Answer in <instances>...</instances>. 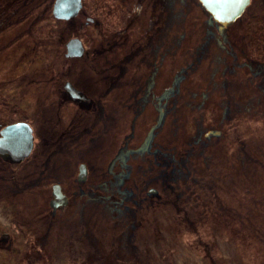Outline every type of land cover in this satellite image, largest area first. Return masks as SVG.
Segmentation results:
<instances>
[{"label":"flooded vegetation","instance_id":"af4514ba","mask_svg":"<svg viewBox=\"0 0 264 264\" xmlns=\"http://www.w3.org/2000/svg\"><path fill=\"white\" fill-rule=\"evenodd\" d=\"M55 1L0 0L2 13H10L0 17V50L15 44L18 53L8 58H19L9 67L3 64L7 80L0 85L12 89L16 83L19 99L30 95L28 106L33 105L31 117L25 116L28 122H0V132L24 123L33 138L31 152L21 162L0 155V201H5L0 202V264H152L146 242L151 210L166 212L171 205L179 213L191 200L187 206H200L194 175L204 174L197 173L201 166L195 167L196 160L210 169L215 156H223L230 171H236L251 157L247 145L235 149L233 139L223 145L225 152L217 144L225 135L212 126L215 118L207 112L210 99L204 90L208 83L217 85L213 93L225 107L219 112L223 122L216 123L229 131L242 129L239 124L248 115H260L264 122V50L257 59L252 54L251 46L256 50L257 45L252 44L253 28L244 36L235 34L247 37L243 49L231 35L237 20L258 19L264 47V0H249L237 20L227 24L217 22L198 0L205 19L185 49L186 26L191 30L194 23L180 9L167 12L168 0H152L144 19H139L144 0H114L97 16L81 0L69 20L54 17ZM135 1L138 12L131 18L126 4L131 9ZM252 3L255 11L247 12ZM31 5L40 9L33 11ZM120 10L128 16L121 17ZM110 11L117 14V29L111 33L105 23ZM47 14L65 24V37L53 39L63 61L55 60L59 53L54 45V64L45 68L36 53L26 50L34 52L35 32ZM23 32L29 35L26 41ZM71 40L81 45L78 57L68 56ZM243 74L245 84L237 86ZM200 82L203 90H194ZM232 85L245 86L250 98L246 95L236 105L229 96ZM108 100L114 101L112 107ZM207 114L211 119L205 123ZM123 115L130 123L121 139ZM171 119L176 131L168 141L162 132ZM189 123L193 130L187 135Z\"/></svg>","mask_w":264,"mask_h":264},{"label":"rangeland","instance_id":"374dc122","mask_svg":"<svg viewBox=\"0 0 264 264\" xmlns=\"http://www.w3.org/2000/svg\"><path fill=\"white\" fill-rule=\"evenodd\" d=\"M179 1H181V5ZM83 2L85 10L91 12L93 16H97L102 11L103 6L107 7L109 5L108 7L111 8L115 1L83 0ZM152 2V0H144L143 5L146 7L145 13L140 15L139 19H144L145 15L149 12V7ZM196 3L200 5L198 0H168L169 8L167 12L170 10L178 12L180 9V11L184 12L194 23L191 30L189 26H186L185 33L187 44L191 38L193 39V37H195L201 23L205 19L204 10L202 11L201 5V8L198 10ZM37 6L38 5H31V7H35L33 11L40 9ZM126 6L127 8L125 11L130 12L131 18L137 15V1L133 3L131 9L128 4H126ZM253 7L254 4L252 3L247 9V12H254L255 9ZM2 9H4V6H2L0 2V17L5 18L6 15L10 13H2ZM51 9L52 8L48 11L50 12ZM127 12H122L120 10L118 13H120L121 17L126 18L128 16ZM156 12H159V10H156ZM236 20L237 18L234 21ZM116 22L117 14H112L111 11L108 12L105 23L109 33L117 29ZM238 23L239 20L235 22V26L232 28V38L235 40L238 47L243 49V47L247 45V37H245L244 40V34H246L250 28L255 29L256 31L251 38H253L252 44H254L255 41L257 45L255 47L256 50H253V46H251V50L255 58H259L264 47H262V43L260 42L262 33L258 30V19L248 21L246 16L244 23ZM38 26L40 27L37 32H35L36 36H34L36 38L35 40H37V42L35 41V47L32 49L34 52L27 49L26 53H36V60L42 59L40 64L46 68L49 64L53 63L52 49L54 45H56V53L60 51L57 41L54 42L53 39L58 40V36L61 34L63 38L65 37V34H63L65 24L54 22L51 14H47V16L40 21ZM261 27H264V22ZM53 30L56 31V37L54 38L52 34L54 32ZM74 32L79 33V28ZM236 32L243 36L235 35ZM249 32L253 31L251 30ZM66 37L68 38L69 36ZM23 38H25L26 41L29 35L23 32ZM187 44L183 45L182 48L185 49L190 46V44H188V46ZM10 45L11 49L9 48V50L4 52L0 50V80L2 81L7 80L3 76L6 69H1L3 68V64L9 67L14 63L15 59H19L17 57L8 58L9 55L14 56L15 52L18 53L16 49L17 45L8 43L7 46ZM57 55L58 58L55 60L60 59V53ZM60 60L61 62L63 61L62 58ZM171 61L172 59L169 57L167 74L172 69ZM57 64L59 63L57 62ZM31 65L36 68L35 63ZM27 66L28 64L25 63V68H28ZM176 70H178V66H176L175 71ZM25 74L26 73H24V75ZM210 74L211 73L207 72L204 73L207 77ZM243 75L244 77L240 75L241 77L237 78V82L241 80L242 83H238L237 86L245 84L246 75ZM249 77L248 75L247 78ZM8 80L14 81L15 78L14 76H8ZM169 83L170 81L168 84ZM199 85L200 87L194 86L195 88L193 89L196 91L203 90L202 82H200ZM189 87L191 88L192 85H189ZM213 87H215L213 83L212 85L208 83L204 91H207L210 99L209 102L206 103L208 106L206 108L207 112L211 113L215 118V123H213L212 126L220 125L221 129L217 126L215 128H217L218 131L221 130L225 135V138H222L217 144L224 150L223 145L224 147L227 146L226 142L233 139L237 142L238 146H236L235 149H238L241 145H247L246 150L252 151L251 157L242 167L240 163L237 164L235 166L237 169L236 171L235 169L230 171L229 165L224 161L223 156H215V162L211 165L210 169L205 168V165L196 160L197 163H195V167L201 166L200 169L196 170L197 173L204 174L194 175L199 184L195 189L200 195V206L195 208L187 206L193 202L191 200L187 205H182L181 212L179 213H177L175 208L171 205L167 206L166 212L163 210L158 211L155 208L151 210L149 218L151 232L150 235H148L149 237L146 236V242L147 247H149L151 251L152 264H264V122L260 120V115H248V118H244L239 124L243 126L242 129H238L236 132L229 131L228 126L223 125V123L217 124V120L223 122L219 112H222L225 105H223L222 99H218L217 95L213 93ZM11 88L12 89H10V87L4 89L1 88L0 85V122L3 124H9L20 120L28 122L29 120L25 116L31 117L30 109L33 107L31 103L28 106L30 95L25 96L22 101L18 97L20 95L17 92L16 83H14ZM246 95L249 99L250 91L245 86L237 88L232 85V93L229 94V96L236 105L243 104V101H239V99H243ZM256 95L257 94H254V96ZM244 100H246V98ZM30 101L32 102L33 99H30ZM107 103L110 107L114 105L113 100H108ZM213 110L216 113H213ZM204 117L205 123L211 119V116L208 114ZM191 118L192 116H190V120ZM154 120L155 114L152 113L150 123L154 124ZM224 122L227 123V120H224ZM128 123H130V120L123 115L120 120V130L118 129L121 139L123 135L129 133ZM179 126L182 127V123L179 124ZM192 126L193 124L189 123L187 135H190L193 130ZM171 131H176V123L173 119L169 120L163 132L159 131V133L162 132V135L170 141ZM179 132L182 134V131ZM172 139H175V135ZM180 139H182V137H180ZM2 168V162L0 161V175ZM10 174L11 173L8 175ZM1 196L5 197L3 195ZM7 198L11 197L7 196ZM3 224L2 222L0 223V225Z\"/></svg>","mask_w":264,"mask_h":264},{"label":"water","instance_id":"95a60500","mask_svg":"<svg viewBox=\"0 0 264 264\" xmlns=\"http://www.w3.org/2000/svg\"><path fill=\"white\" fill-rule=\"evenodd\" d=\"M202 6L213 15L217 22L227 24L238 18L249 4V0H200ZM81 8V0H56L53 15L56 19L69 20ZM68 56H80V43L71 40L68 44ZM70 49L71 52L70 53ZM32 132L24 123L5 127L0 132V155L10 156L13 162H21L29 156L32 148Z\"/></svg>","mask_w":264,"mask_h":264}]
</instances>
